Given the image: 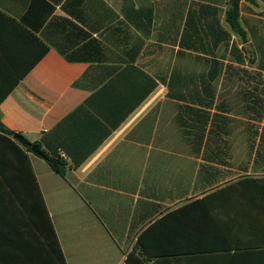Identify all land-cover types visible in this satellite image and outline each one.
I'll use <instances>...</instances> for the list:
<instances>
[{
  "label": "crops",
  "instance_id": "obj_1",
  "mask_svg": "<svg viewBox=\"0 0 264 264\" xmlns=\"http://www.w3.org/2000/svg\"><path fill=\"white\" fill-rule=\"evenodd\" d=\"M227 1L0 0L19 24L0 21L3 88L18 80L0 121L66 156L62 176L26 152L45 211L18 169L11 183L0 176V264H57V241L66 264H127L132 252L147 264H219L185 258L222 239L262 247L264 112L223 82L235 77L227 64L243 65L234 44L259 62L250 33L264 31V11L241 3L243 44L225 21ZM216 61L224 67L211 79Z\"/></svg>",
  "mask_w": 264,
  "mask_h": 264
},
{
  "label": "trees",
  "instance_id": "obj_2",
  "mask_svg": "<svg viewBox=\"0 0 264 264\" xmlns=\"http://www.w3.org/2000/svg\"><path fill=\"white\" fill-rule=\"evenodd\" d=\"M243 1L249 2L253 5L257 4L256 0H228L226 3L227 10L225 12V21L229 25L232 33L235 36L239 37L243 44H247L249 41L248 33L244 29L242 22H241V3ZM0 21H10L11 23H14L15 25H19L14 19L2 13L1 11H0ZM208 27H210L211 37L212 36L218 37V39L220 40V37L222 38L223 36L224 40H227V41L230 40L231 34L227 32L220 33L221 31L214 28L213 25H208ZM35 40L39 42L41 49H42L41 55L39 58H43V56L48 51V47L44 45L41 41H39L37 38H35ZM242 52L246 53L247 56L248 54L251 53V52L247 53L246 48H242L240 50L238 49L237 45L235 44L233 45V48H232L233 56L239 63L242 62V64L244 65L246 62L244 61V56ZM250 62L251 64H255L256 58L252 57L250 59ZM220 66L222 67V70H223L224 64H220L218 61L211 64V76H210L211 79H213L212 76L218 75V73L220 72ZM210 81L202 79L201 85L203 88H205V90H208L209 88H211ZM7 82L8 81H2L0 79V104L8 96L9 92L17 85L18 80L14 81L10 87L3 88ZM206 93L208 94L209 92H206ZM204 98L209 99V101L205 102ZM212 98L213 97L211 95L210 96L207 95L206 97H201V100L203 104L207 105L208 103L210 104V101H212ZM259 104H261V102H259ZM262 107L263 108L261 112H264V105ZM253 109L256 110L254 107ZM259 116H260V112H259ZM259 130L260 128L255 130V135ZM15 135H18L22 138V140L25 142L24 147H20L13 140ZM34 145H37V144L30 143L21 134H18L10 130L8 127H6V125H4V123L0 121V176L3 182L11 183V181L9 180L10 179L9 176L11 175L10 170L12 171V170L18 169L19 176L22 175L21 176L22 178H20V183H22L24 187L28 188L29 186H31V188L33 187L34 189L33 190L34 192L33 200L35 203L34 207L37 208L39 204L41 209L45 211L46 209H45L43 197H42V194H40L38 184L32 172V168L29 162L28 155L26 154L27 151H31V148ZM259 151H264V128L261 132V144H260ZM43 153H44V157L42 158L47 161L50 167L58 174L65 176L66 163L63 161V159H61L60 157L59 158L51 157L45 151H43ZM249 248H255V249H249ZM51 250L54 251L55 254L57 255V264H66L58 241L56 242L55 249L51 245ZM196 254H198L196 257H186L185 259L199 258L200 260H203L207 258L206 256L208 254H213L215 256L221 257V258H218L217 260L219 261L218 262L219 264H256V263L264 264V244L262 245V247L260 246L259 247H243V245L240 244L239 241H235V240L225 241L224 239H222V240H218L216 244L209 245L207 248H201L200 250L197 251ZM200 254H206V255H200ZM146 256H150V255H146ZM155 258H160V257H155ZM134 259L137 260L136 263L138 264L148 263V260L146 258L139 257L137 256L136 252H132L128 256L127 264H131V261H133ZM207 261H210V260H207ZM155 264H159V261H156Z\"/></svg>",
  "mask_w": 264,
  "mask_h": 264
},
{
  "label": "rangeland",
  "instance_id": "obj_3",
  "mask_svg": "<svg viewBox=\"0 0 264 264\" xmlns=\"http://www.w3.org/2000/svg\"><path fill=\"white\" fill-rule=\"evenodd\" d=\"M260 4L257 6V11H255V13H262V11H264V0H259ZM261 11V12H259ZM264 22V21H263ZM250 37L255 45V47H257V50L259 51V62L255 63V64H251L250 59L251 57V47L247 46L249 48H247V53L248 54V61L244 64V65H236V64H227L226 65V74L229 73V75H232L234 77V80L230 79H224L223 85L228 86V87H242L246 90V92L248 93V96H250V101L253 104V107L255 109H258L259 112H261L262 110V106L264 105V55L261 54V52H264V31L263 32H259V33H250ZM258 35L259 38H255L254 36ZM250 55V56H249ZM232 65V66H231ZM185 66L188 67H192V65L190 64H185ZM222 98H226V96L222 97ZM230 98V97H227ZM259 101L261 102V104H259ZM257 103V104H256ZM255 112H251L250 113V122H249V128H250V132L249 135L251 136L252 134V138H255V129H256V125L254 123L255 120H252L251 118L255 119ZM251 114L253 115V117L251 116ZM260 126V125H259ZM234 139V138H233ZM238 140V142H236ZM242 143H240V138L236 137L235 138V143H233V150H238L241 146Z\"/></svg>",
  "mask_w": 264,
  "mask_h": 264
},
{
  "label": "water",
  "instance_id": "obj_4",
  "mask_svg": "<svg viewBox=\"0 0 264 264\" xmlns=\"http://www.w3.org/2000/svg\"><path fill=\"white\" fill-rule=\"evenodd\" d=\"M14 139L18 140L19 142H21L23 145H25V142L22 140V138L18 135H15L14 136ZM31 151L36 154L37 156H40V157H44V153L43 151L41 150V148L39 147V145H34L32 146L31 148Z\"/></svg>",
  "mask_w": 264,
  "mask_h": 264
},
{
  "label": "built area",
  "instance_id": "obj_5",
  "mask_svg": "<svg viewBox=\"0 0 264 264\" xmlns=\"http://www.w3.org/2000/svg\"><path fill=\"white\" fill-rule=\"evenodd\" d=\"M60 158L63 159V160H65L66 159V156L64 154H61L60 155Z\"/></svg>",
  "mask_w": 264,
  "mask_h": 264
}]
</instances>
